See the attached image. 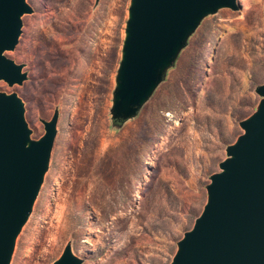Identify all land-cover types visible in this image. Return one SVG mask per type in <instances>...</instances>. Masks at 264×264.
I'll return each instance as SVG.
<instances>
[{
  "label": "rangeland",
  "instance_id": "1",
  "mask_svg": "<svg viewBox=\"0 0 264 264\" xmlns=\"http://www.w3.org/2000/svg\"><path fill=\"white\" fill-rule=\"evenodd\" d=\"M5 55L25 78L30 136L55 135L8 264H50L69 241L80 264H168L206 198L209 174L264 82V0L203 16L137 113L109 107L129 0H25Z\"/></svg>",
  "mask_w": 264,
  "mask_h": 264
},
{
  "label": "water",
  "instance_id": "2",
  "mask_svg": "<svg viewBox=\"0 0 264 264\" xmlns=\"http://www.w3.org/2000/svg\"><path fill=\"white\" fill-rule=\"evenodd\" d=\"M236 0H129L109 107L111 122L135 115L200 19ZM25 0H0V79L25 78L21 63L5 55L20 32ZM254 110L238 121L242 131L226 144L218 170L209 174L206 198L183 231L168 264H264V82ZM57 111L42 119L36 138L14 92L0 90V264H8L46 170ZM67 241L50 264H80Z\"/></svg>",
  "mask_w": 264,
  "mask_h": 264
}]
</instances>
